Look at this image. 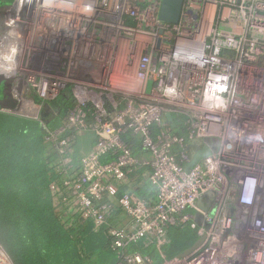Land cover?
<instances>
[{
	"label": "built area",
	"instance_id": "2783aa9c",
	"mask_svg": "<svg viewBox=\"0 0 264 264\" xmlns=\"http://www.w3.org/2000/svg\"><path fill=\"white\" fill-rule=\"evenodd\" d=\"M160 3L11 0L5 111L67 102L58 127L40 124L53 206L66 227L104 228L114 264H223L233 214L264 189V0H183L175 23ZM170 227L195 241L164 258ZM136 243L160 261L126 251Z\"/></svg>",
	"mask_w": 264,
	"mask_h": 264
},
{
	"label": "trees",
	"instance_id": "16d2710c",
	"mask_svg": "<svg viewBox=\"0 0 264 264\" xmlns=\"http://www.w3.org/2000/svg\"><path fill=\"white\" fill-rule=\"evenodd\" d=\"M56 105L63 109L67 102L58 99L44 106L49 109L45 125L51 129L63 119L62 113H53ZM43 135L37 120L0 111V244L13 264H114L118 257L104 228L66 227L55 215L50 183L58 176L50 167L54 154L45 146ZM149 189L144 183L136 195L141 197ZM184 231L193 230L168 229L169 242L161 249L164 258L195 241L193 234L189 243L178 244L176 236ZM126 251L153 261L159 257L154 247L140 243L128 245Z\"/></svg>",
	"mask_w": 264,
	"mask_h": 264
},
{
	"label": "rangeland",
	"instance_id": "374dc122",
	"mask_svg": "<svg viewBox=\"0 0 264 264\" xmlns=\"http://www.w3.org/2000/svg\"><path fill=\"white\" fill-rule=\"evenodd\" d=\"M10 0H0V31L2 29L1 14L5 5H8ZM6 87L0 82V111H5L7 108ZM49 109L44 106L40 107L36 115L26 116L37 120L40 124H46L47 114ZM20 115V114H16ZM22 116V115H20ZM55 205V203H53ZM56 207V206H55ZM54 207L55 215L59 214L57 208ZM234 220L236 227V243L234 244L231 257H217L220 263L223 264H264V189L258 188L257 195L253 199L251 206L238 213H234ZM193 231H184L176 236L178 244L185 245L189 243L194 237ZM0 251H2L11 264V258L8 256L2 245L0 244ZM165 255V253H164ZM156 258V259H155ZM154 262L157 263L161 257H155Z\"/></svg>",
	"mask_w": 264,
	"mask_h": 264
},
{
	"label": "water",
	"instance_id": "95a60500",
	"mask_svg": "<svg viewBox=\"0 0 264 264\" xmlns=\"http://www.w3.org/2000/svg\"><path fill=\"white\" fill-rule=\"evenodd\" d=\"M183 0H161L158 17L168 23L177 22ZM193 245L192 247L196 246ZM188 250V249H187ZM186 252V251H184Z\"/></svg>",
	"mask_w": 264,
	"mask_h": 264
},
{
	"label": "bare ground",
	"instance_id": "6f19581e",
	"mask_svg": "<svg viewBox=\"0 0 264 264\" xmlns=\"http://www.w3.org/2000/svg\"><path fill=\"white\" fill-rule=\"evenodd\" d=\"M0 264H11L8 258L6 257V255L2 251H0Z\"/></svg>",
	"mask_w": 264,
	"mask_h": 264
}]
</instances>
